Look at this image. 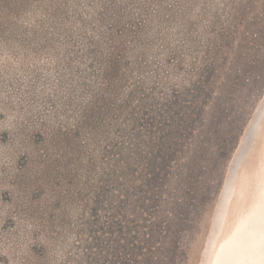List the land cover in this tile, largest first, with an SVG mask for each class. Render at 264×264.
Returning a JSON list of instances; mask_svg holds the SVG:
<instances>
[{
	"label": "rangeland",
	"instance_id": "obj_1",
	"mask_svg": "<svg viewBox=\"0 0 264 264\" xmlns=\"http://www.w3.org/2000/svg\"><path fill=\"white\" fill-rule=\"evenodd\" d=\"M133 27L140 38L124 35ZM111 35L128 62L166 64L177 50L187 69L208 52L221 65L188 148L145 205L142 261L209 264L239 213L240 174L251 177L264 146V114L254 126L264 113V0H0V264H63L85 250L74 248L84 172L65 161L73 149L59 134L77 123L84 78L98 85L91 43L107 49Z\"/></svg>",
	"mask_w": 264,
	"mask_h": 264
},
{
	"label": "trees",
	"instance_id": "obj_2",
	"mask_svg": "<svg viewBox=\"0 0 264 264\" xmlns=\"http://www.w3.org/2000/svg\"><path fill=\"white\" fill-rule=\"evenodd\" d=\"M135 28L124 35L140 38ZM111 36L107 49L91 43L87 54L97 63L98 85L93 89L84 78L89 92L78 104L77 123L59 134L73 149L65 161L77 162L84 172L74 197L83 211L74 248L85 250L69 252L63 264H145L147 239L140 230L145 205L167 186L218 83L221 65L210 52L191 69L177 50L166 64L128 62L126 44ZM67 186L69 192L70 180ZM68 200L64 195L65 204Z\"/></svg>",
	"mask_w": 264,
	"mask_h": 264
},
{
	"label": "bare ground",
	"instance_id": "obj_3",
	"mask_svg": "<svg viewBox=\"0 0 264 264\" xmlns=\"http://www.w3.org/2000/svg\"><path fill=\"white\" fill-rule=\"evenodd\" d=\"M261 153V164L251 177L239 171L242 176L236 187L239 213L209 264H264V146Z\"/></svg>",
	"mask_w": 264,
	"mask_h": 264
},
{
	"label": "water",
	"instance_id": "obj_4",
	"mask_svg": "<svg viewBox=\"0 0 264 264\" xmlns=\"http://www.w3.org/2000/svg\"><path fill=\"white\" fill-rule=\"evenodd\" d=\"M263 114H264L263 111H261V113L258 115V121L255 120L256 121V124L254 126H256L258 124V122L260 121V119L263 117ZM251 133H253V131ZM238 163H239V161L236 163V166L238 165ZM228 187H229V185H228Z\"/></svg>",
	"mask_w": 264,
	"mask_h": 264
}]
</instances>
